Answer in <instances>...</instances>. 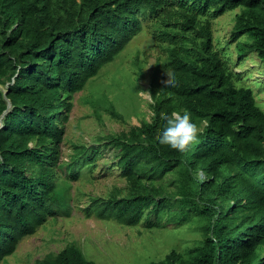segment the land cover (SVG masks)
<instances>
[{
  "label": "trees",
  "instance_id": "trees-1",
  "mask_svg": "<svg viewBox=\"0 0 264 264\" xmlns=\"http://www.w3.org/2000/svg\"><path fill=\"white\" fill-rule=\"evenodd\" d=\"M236 9L240 59L256 51L264 64V0H0V264L70 213L61 171L79 179L99 155L84 145L61 161L73 99L146 23L166 52L150 88L153 115L111 137L128 192L92 198L87 215L137 226L166 205L144 176L183 167L180 203L200 212L207 234L187 255L173 250L147 264H264V108L214 43L213 19ZM243 36L252 42L243 46ZM185 110L197 139L183 152L161 145L165 116ZM36 264L95 262L71 244Z\"/></svg>",
  "mask_w": 264,
  "mask_h": 264
},
{
  "label": "rangeland",
  "instance_id": "rangeland-1",
  "mask_svg": "<svg viewBox=\"0 0 264 264\" xmlns=\"http://www.w3.org/2000/svg\"><path fill=\"white\" fill-rule=\"evenodd\" d=\"M239 12L236 9L213 19L214 43L239 74L241 83L253 88L264 108V64L256 51H248L240 59L239 45L231 38ZM251 42L248 36L240 40L243 46ZM164 49L154 41L147 23L144 24L143 31L115 60L105 64L85 89L75 95L65 122L61 161L69 162L84 145L94 146L99 152L95 167L82 171L75 180L62 169L61 175L70 185V213L50 218L34 236L24 238L17 251L2 264H36L37 260L57 254L71 244L95 264H147L165 259L173 250L187 255L205 238L207 222L200 212L180 203L183 167L162 177L144 176L145 183L159 189L157 199H163L166 205L148 209L137 226H127L115 218H99L95 213L87 215L92 198L107 199L115 189L122 190V194L128 192L111 137L151 120L150 88L158 59L166 57ZM111 107L122 113L124 119L113 117L108 110Z\"/></svg>",
  "mask_w": 264,
  "mask_h": 264
},
{
  "label": "clouds",
  "instance_id": "clouds-1",
  "mask_svg": "<svg viewBox=\"0 0 264 264\" xmlns=\"http://www.w3.org/2000/svg\"><path fill=\"white\" fill-rule=\"evenodd\" d=\"M198 131L189 111H172L165 116V126L159 134V143L183 152L197 139Z\"/></svg>",
  "mask_w": 264,
  "mask_h": 264
},
{
  "label": "water",
  "instance_id": "water-1",
  "mask_svg": "<svg viewBox=\"0 0 264 264\" xmlns=\"http://www.w3.org/2000/svg\"><path fill=\"white\" fill-rule=\"evenodd\" d=\"M10 108H12V103L10 102V101H8V109H10ZM9 111L7 110L6 112H5V114H7Z\"/></svg>",
  "mask_w": 264,
  "mask_h": 264
},
{
  "label": "built area",
  "instance_id": "built-area-1",
  "mask_svg": "<svg viewBox=\"0 0 264 264\" xmlns=\"http://www.w3.org/2000/svg\"><path fill=\"white\" fill-rule=\"evenodd\" d=\"M202 176H203V174H202Z\"/></svg>",
  "mask_w": 264,
  "mask_h": 264
}]
</instances>
